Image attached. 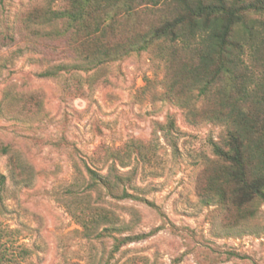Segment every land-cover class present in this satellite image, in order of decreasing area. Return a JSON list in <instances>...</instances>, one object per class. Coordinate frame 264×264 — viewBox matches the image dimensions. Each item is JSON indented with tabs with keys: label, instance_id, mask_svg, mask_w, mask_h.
Segmentation results:
<instances>
[{
	"label": "rangeland",
	"instance_id": "1",
	"mask_svg": "<svg viewBox=\"0 0 264 264\" xmlns=\"http://www.w3.org/2000/svg\"><path fill=\"white\" fill-rule=\"evenodd\" d=\"M114 1L98 15L117 44L172 12L168 1ZM71 10L72 0H0V264H264V203L244 219L201 197L217 161L213 143L226 132L213 116L238 81L220 78L202 94L191 81L176 82L173 73L193 56L160 43L90 65L87 31ZM245 18L264 37V13ZM242 31L230 39L236 74L260 80L264 44L258 40L257 57L247 45L240 50ZM48 70L55 74L40 76ZM110 167L130 179L128 194L156 208L118 199L120 188L90 190L87 168L105 175ZM87 205L110 210L114 225L87 237L74 214ZM151 231L112 251V238Z\"/></svg>",
	"mask_w": 264,
	"mask_h": 264
},
{
	"label": "trees",
	"instance_id": "2",
	"mask_svg": "<svg viewBox=\"0 0 264 264\" xmlns=\"http://www.w3.org/2000/svg\"><path fill=\"white\" fill-rule=\"evenodd\" d=\"M146 1L155 6L168 1L172 12L157 26L146 30L140 38H128L117 44L113 40L116 35L113 26L99 16L115 2L114 0H93L94 5L82 0H72L73 10L68 12L69 18L76 26L87 31L82 44L87 45L89 53L84 54L83 59L90 65H101L131 52L146 50L158 43L178 45L183 51L191 52L193 62H181L173 73L174 81H191V84L200 86L202 94L215 80L224 78L230 83L237 80L235 95L231 97L225 94L220 102V110L213 116L215 122L226 127V132L222 141L213 143V153L217 161L212 163L205 192L201 197L205 204L215 202L225 208L234 209L240 218H251L255 213L252 207L255 202L259 200L264 203V76L253 81L246 73L236 74L240 60L239 57L234 59L232 56L231 48L234 43L230 39L235 28L241 27L242 44L240 42L238 46L235 45L240 50L247 45L257 57L260 49L258 40L261 39L260 44H264V37L245 16L264 13V0L238 3L228 0ZM108 33L111 35L110 41L106 38ZM168 62L169 69L173 70V56ZM258 63L259 67L264 69L262 58L258 59ZM54 74V71L48 70L40 76L48 77ZM227 86L224 91H227ZM1 153L5 154L7 150L3 149ZM86 171L90 190L102 188L107 194L113 195L112 193L120 188V195L115 196L118 199H136L156 208L152 202L128 194L124 185L128 184L130 179L123 178L122 174H115L116 168L110 167L105 175L95 169L87 168ZM4 181V176L0 174V187ZM74 209L75 216L81 219L82 232L87 237H90L99 225L106 224L109 227L116 221L114 214L104 207L87 205L84 209ZM82 210L83 214L80 213ZM106 230L108 228L103 231ZM152 233L153 231L114 237L112 251L143 240ZM97 237H101V234ZM230 256L240 257L234 252L230 253Z\"/></svg>",
	"mask_w": 264,
	"mask_h": 264
}]
</instances>
